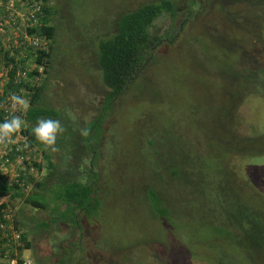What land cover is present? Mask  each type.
Segmentation results:
<instances>
[{"label": "rangeland", "instance_id": "1", "mask_svg": "<svg viewBox=\"0 0 264 264\" xmlns=\"http://www.w3.org/2000/svg\"><path fill=\"white\" fill-rule=\"evenodd\" d=\"M157 1L48 0L58 36L51 67L39 81L47 80L42 103L73 115L79 123L71 129L76 133L75 139L68 130L62 133V140L58 136V151L52 152L43 144L34 146L42 157L43 168L36 182L45 181L50 174L47 161L63 167L62 177L64 170L70 168L76 169L78 177L90 174L92 153L84 149L79 137L82 129L102 115V132L92 133V139L88 138L85 144L89 149L92 144H102L93 150L98 162L93 166L98 178L99 203L90 228L85 216L81 218L87 235L83 237L87 255L104 264H217L228 255H237L239 264H244V247L231 246L225 234L211 225L218 208L204 211L205 214L200 210L191 214L186 204L191 195L181 188L178 180L170 181L166 190H160L158 183L175 155L178 162L190 158L203 160L204 173L216 171L218 164L223 168L222 160L227 163L230 158L220 145L226 139L224 133L232 132V137L235 136L228 141L230 147L238 137L264 138V20L260 27L253 26L258 29L249 34L259 40L256 48L252 49L251 38L245 39L244 46L250 44L249 56L242 59L236 49L239 43L227 41L229 34L244 33L241 23L233 26L234 20L222 15L212 1L202 0L201 9H192H198L192 21L194 26L187 19L192 34L185 32L171 41L162 38L160 50L146 71L139 74L110 110L103 112L107 88L97 66V38L99 35L107 38L124 13ZM171 1L176 3L178 13L175 19L163 14L157 20L151 30L157 38L182 26L188 0ZM258 3L256 13L259 19H264V0ZM240 5H233L234 11L240 10ZM203 7L207 9L202 12ZM210 11L213 12L209 15ZM216 19L218 23H214ZM89 21H95L92 23L95 26H90ZM215 24L217 28L212 27ZM24 98L29 99L25 95ZM68 140L74 141L73 147L68 146ZM261 143L264 147V140ZM255 144L259 146L260 141L250 143ZM66 155L72 161L68 162ZM231 164L240 173L238 190L244 192L247 185L264 198V155L236 160L233 156ZM150 185L161 192L167 204H172L173 216L161 218L149 207ZM45 217L43 211L28 205L19 220L25 229L31 230ZM87 237H90L87 244L92 243L89 250ZM37 238L29 237L40 243ZM251 250L255 248L246 251L250 254ZM23 255L37 260L31 251ZM256 262L264 264L261 260ZM3 263L0 259V264Z\"/></svg>", "mask_w": 264, "mask_h": 264}, {"label": "trees", "instance_id": "2", "mask_svg": "<svg viewBox=\"0 0 264 264\" xmlns=\"http://www.w3.org/2000/svg\"><path fill=\"white\" fill-rule=\"evenodd\" d=\"M210 1L216 9L221 10L222 15L234 20L232 21L233 26L241 23L240 26L244 33L229 34L227 36L230 40L226 39L228 42L237 41L239 43L236 49L242 59L245 58L244 55L249 56V45L251 44L254 49L259 42L257 38H251L249 34L258 29L252 28L253 26L260 27L264 20L259 19L255 9V6L260 5L258 2L261 0ZM202 3L203 1L200 0H188L180 29L173 32L165 31L160 38L152 35L151 30L163 14H168L175 19L178 10L176 3L171 0H158L126 12L116 20L113 24L114 28L111 26L113 32L107 38L98 36L97 66L102 74L103 84L107 88V94L102 101L103 112L110 110L114 102L121 98L138 79L139 74L146 71L147 65L152 63L154 54L160 50L162 38L170 40L179 34L180 37L183 36L185 32L192 34L190 32L192 28L186 25L187 19L190 18L194 26L192 21L193 18L196 19L198 9H192L193 7L200 8ZM235 4H241L240 10L234 11L232 6ZM188 6L191 8L189 9ZM241 6H248V9L243 10ZM206 7L202 8V12L206 11ZM211 12L213 11L208 14L210 15ZM0 13L9 22L16 19L15 26L20 29L19 37L15 36L17 32L12 33L8 27L5 28V33H0V122L10 119L13 115L20 116L26 125H23L21 131L15 133L13 137L22 134L26 137V143L22 144L29 145V148L33 145L41 146L32 134V129L41 118L60 120L65 129L64 132L68 130L67 132L75 139L76 133L71 129L76 127L79 121L75 120L73 115L42 103V94L45 91L47 80L43 83L39 81L51 67L58 36L57 27L52 24L53 8L48 5V0H0ZM21 13L24 15L21 16ZM94 22L89 21L90 26L94 27L95 25H92ZM218 22L217 19L214 20V23ZM109 24L110 21L106 23V26ZM212 27L217 28V24ZM247 30L250 32L248 33ZM26 36L33 38L34 41H29ZM248 38H251V43L244 46L245 39ZM41 67L44 68V73L40 70ZM12 93L29 98V108L24 115L23 112L18 113L12 109L5 111V106L11 103L9 97ZM101 116L88 124L86 128L88 135H80L81 140L86 142L88 138H91L92 133L102 132ZM142 121L144 122V118ZM61 136L62 134L59 140H62ZM224 136L226 139H222L220 145L225 148L230 158L227 163L222 160L223 168L218 164L216 171L210 174L204 173L205 162L203 160L190 158L189 161L185 159L183 162H178V157L175 155L167 172H164L165 176L159 177L158 184H160V190H166L170 181L178 180L181 188L191 195L186 203L191 214L198 210L205 214L213 207L218 208L211 225L225 234L231 246H239L240 249L244 247V264H258L256 260L264 261L262 260L264 255V198L251 191L247 185H245L244 192L238 190L237 187L241 181L238 177L240 173L237 167H232L231 161L233 156L236 160L238 157L245 159L264 155V147L261 143L264 138L238 137L235 144L230 147L228 141L235 136L232 137V132L224 133ZM161 138L163 136H160ZM256 140L260 141L259 146L256 144L251 146L250 143ZM67 144L73 147L74 141L68 140ZM3 145L5 146V143ZM93 147L95 150L96 147ZM10 156H5V159L12 161L15 156L13 154ZM64 157L69 159L68 162L72 161L69 156ZM96 158L97 156L93 155L91 165H89L90 174L85 176L82 174L79 177L75 168H70L69 170L73 172L69 174V170H64L62 177L63 167L47 161L51 172L41 183H37L34 177L24 173V175L19 174L14 179L13 185H10L7 174L0 169V222L7 214L15 213V230L19 233V237L14 238L10 229L0 230V259L4 261L3 264H10V260L23 263V259L26 258L23 253L27 251H31L36 256L35 264H104L102 261L97 262L98 259L93 260L92 255H87L85 252L83 237L87 235L85 225L81 221V218L85 216L90 228L91 217L99 203L98 178L93 166L98 163ZM5 159H0V162ZM24 164L27 168L31 167L27 161ZM32 164L38 171L43 170L41 163ZM180 180L183 182L181 183ZM35 183L37 185L33 188ZM148 195V205L154 213L161 218H170L174 215L171 212L172 204L166 203L165 198L155 186L148 187ZM28 205L37 211H43L46 215L31 230L25 229V225L19 220L22 210ZM206 223L205 226L209 228V223ZM31 235L35 239L39 236L41 242L31 241L29 239ZM89 238L86 239L88 250L92 245V243L87 244L90 241ZM57 244H59L58 247ZM250 248H255V251L251 250L253 253L249 254L247 251ZM217 264H239V259L237 255H228L224 261L220 260Z\"/></svg>", "mask_w": 264, "mask_h": 264}, {"label": "clouds", "instance_id": "3", "mask_svg": "<svg viewBox=\"0 0 264 264\" xmlns=\"http://www.w3.org/2000/svg\"><path fill=\"white\" fill-rule=\"evenodd\" d=\"M45 47H47V45H45ZM10 48V46H9ZM8 48V50H9ZM41 48V47H40ZM40 70L43 71L44 73V68L41 67ZM6 83L3 85V88L5 87ZM3 88L1 89V91L3 90ZM3 93V91H2ZM9 99L12 102V108L14 110H16L15 112H23V110H27L29 108V102L22 96V95H18L16 93H12L9 97ZM24 125V121L21 119L20 116H15L13 115L10 119H5L3 122H0V144L3 143H8V142H12L14 143V141L12 140V137L15 133H18L21 131L22 127ZM64 128L60 122V120L58 119H52V118H41L40 120L37 121L36 126L32 129V134L35 136V138L43 145H45L47 148L51 149L52 152H56L58 151V148L56 147L57 144V138L60 134H62L64 132ZM22 135V134H21ZM81 135L87 136L88 135V131L87 129H82L81 130ZM16 137V136H15ZM86 142L84 140L81 141V145H83L84 149H86L87 152H91V156L93 159V155L95 156L93 150L95 146L97 148H100L102 146V144H100V146H96L95 144H92V147L89 149L88 146H85ZM34 146L31 148L32 149V153L30 154V159L27 161L30 163V168H25V170H18L16 173H19L21 175H24V173L32 176L35 178H37L38 173L40 174V171H38V169L36 167L33 166L32 163H41V156H38V154L36 153V151H34ZM25 147H27V145H25ZM5 173L7 174L8 177V183L10 185H13V183L15 182V178L17 176H15L14 172L12 173V170L10 168L7 167V170L5 171ZM10 229V233L11 235L15 238V235L19 234L18 231H16V227H15V213H9L7 214L2 221L0 222V230H8ZM25 260H29L24 258ZM11 261V260H10ZM17 261V260H15ZM32 261L33 264H35L34 260H29ZM11 264V263H10ZM17 264H22L21 262L19 263L17 261Z\"/></svg>", "mask_w": 264, "mask_h": 264}, {"label": "built area", "instance_id": "4", "mask_svg": "<svg viewBox=\"0 0 264 264\" xmlns=\"http://www.w3.org/2000/svg\"><path fill=\"white\" fill-rule=\"evenodd\" d=\"M0 13V33H5V28L8 27L9 30L12 33H16V37H19L20 29L16 27V19L13 22H9L4 19V15H1ZM24 14L21 13V16ZM25 34V33H24ZM26 38L33 42L34 39L31 37L26 36ZM10 40V39H8ZM36 45V43H34ZM40 48V46H38ZM16 111L12 108V102L10 105L5 106V111L8 112L10 110ZM12 140L14 141V145H11L12 142L5 143V146L3 144H0V159H5V156L13 154L15 157L12 161L9 159H5L4 161L0 162V169L5 172L7 170V167L12 170V173L14 172L15 176H18L19 173H16L18 170H25V161H28L30 159V154L32 153V149L29 148V145L25 147L22 143H26V137H24L21 134H18L16 137H13ZM11 157V156H10ZM8 165V166H7ZM19 235H15V238H18ZM11 264H17V261L11 260ZM22 264H33L32 261L25 260Z\"/></svg>", "mask_w": 264, "mask_h": 264}, {"label": "flooded vegetation", "instance_id": "5", "mask_svg": "<svg viewBox=\"0 0 264 264\" xmlns=\"http://www.w3.org/2000/svg\"><path fill=\"white\" fill-rule=\"evenodd\" d=\"M200 1H202V0H200ZM198 8V7H197Z\"/></svg>", "mask_w": 264, "mask_h": 264}]
</instances>
